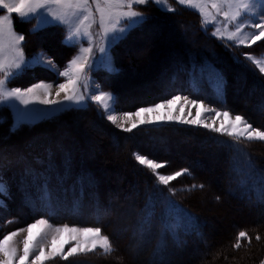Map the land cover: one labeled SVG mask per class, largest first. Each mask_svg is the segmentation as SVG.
<instances>
[{
    "label": "trees",
    "instance_id": "trees-1",
    "mask_svg": "<svg viewBox=\"0 0 264 264\" xmlns=\"http://www.w3.org/2000/svg\"><path fill=\"white\" fill-rule=\"evenodd\" d=\"M135 7L144 12L148 19L132 29L125 40L118 42L111 49L119 71L109 73L100 69L97 73L101 85L113 92L118 110L127 106L151 104L176 94H185L194 99L205 100L218 108L237 112L249 123L264 131V76L250 61L247 62L242 57L243 51L208 34L201 26V19L195 11L176 7V11L167 12L152 3ZM157 19L164 20L168 25L174 23L178 26L176 30L179 31V37L174 43L171 56L174 58L178 55V58L167 65L166 54L168 55L170 49L165 45L166 54L158 56L156 47L154 52L157 59H154V62L163 65L161 76L163 75L164 81L168 76L166 82L158 81L160 76L156 84L140 87L138 83L123 94L117 86L109 84L128 69L127 65L121 62L124 57L121 58L120 49L124 44L132 43L131 36L134 33L144 31L151 21ZM13 23L14 29L25 35L26 55L43 51L58 66L63 67L76 51L77 46L64 43V30L58 25H47L35 32L29 31L27 27L31 28L32 23L21 22L16 14L13 15ZM261 46L264 49V43ZM163 49L161 45L160 50ZM117 57L120 58V63ZM211 64L221 75V93L208 80L207 73ZM150 66L152 65H149V68ZM233 67L237 71L238 81L232 73ZM53 78V71L36 65L22 71L9 86L22 87V83ZM249 82L254 85L248 97L249 104L238 108L237 102L233 100V86L237 84L239 93L245 92L247 87L249 88ZM123 99L129 103L123 102ZM65 111L49 122H41L43 125L47 124V128L39 129V123L30 130L32 134L41 131L43 135L30 137L28 154L24 148L17 150L16 143H4V138L7 140L9 134L15 133V129L10 126L11 119L8 117L0 125V173L7 181L8 189L7 195L0 194V197L5 198L4 203L0 204V235L8 229L23 227L38 218H46L54 224L100 227L117 248V251L109 256L102 253H86L70 257L67 261L60 257L46 260L43 264H264V202L259 198V192L264 187V141L240 139L239 144L233 147L224 142L234 141L235 137L221 135L201 126L175 122L144 124L132 132L117 131L116 128H110L112 125L104 119L103 113L96 105ZM70 112H77L71 116L80 112L102 122L101 128L110 137L108 143L114 146V159L108 157L107 160L124 164V178L129 177L126 186L132 184L130 192L122 189L121 197L117 195L114 200L105 195L104 183L98 180L95 169L89 167L80 158V154L73 152L75 150L74 147L72 149L70 141L73 138L77 141L76 134L68 133L70 129L65 125L59 126V121H69L70 116L67 114ZM196 131L199 132V145H187L189 141L185 145L179 142L182 134L191 135L189 140L194 141ZM193 149L196 153L213 156L210 163L212 169L217 170L221 176L222 180L216 181L221 183L220 189L224 193L225 201H229L234 207H240L242 218L241 222H235L234 231L227 228L225 234L216 235L211 228V224L216 223L213 216L205 213L202 205H196L194 195L212 197L218 186L215 182L212 188L211 184L197 177V163L201 162V159L198 155H187L193 153L189 152ZM134 153L160 162L167 161L169 166L158 170L162 173L190 168L194 179L184 176L172 181L167 187L160 185V190H157L151 170L139 165ZM250 163L252 167L249 166ZM132 168L135 172L131 178L127 170ZM122 172L120 171L121 176ZM193 183L204 184L205 187L192 192L182 190L184 186ZM171 187L176 188L174 195L168 192ZM45 191L50 193V200L42 198ZM127 194L130 195L129 198ZM108 195L110 196L109 193ZM150 197L155 208L151 223L145 224V218L150 211L147 207ZM222 200L219 194L215 196L214 202L222 203ZM112 204L127 210L124 216H120H123L121 221L124 228L130 231L123 232L122 239L117 235L118 229L115 227L119 214L117 215ZM18 205L23 207L22 211L16 209ZM227 206L226 203L225 208H228ZM132 228L136 236L139 231L146 230L147 244L143 245L142 250L136 246L138 240L135 235L132 236ZM242 230L247 231L253 239L251 244H248L246 239L242 238L241 247L236 249L233 245ZM257 234L261 237L259 241L255 239ZM174 236L179 238V244L174 240ZM164 241L166 243L162 244ZM195 249L199 254L190 258ZM156 250L159 252L157 255ZM158 255L160 257L155 258ZM179 258H184L183 263L179 262Z\"/></svg>",
    "mask_w": 264,
    "mask_h": 264
},
{
    "label": "snow or ice",
    "instance_id": "snow-or-ice-1",
    "mask_svg": "<svg viewBox=\"0 0 264 264\" xmlns=\"http://www.w3.org/2000/svg\"><path fill=\"white\" fill-rule=\"evenodd\" d=\"M180 5L190 6L200 12L201 26L205 27L208 24L213 26V35L219 39H227L234 41L238 45H247L246 42L250 39L251 44H255L264 38V0H175ZM149 3L155 4L163 11L174 12L176 9L171 6L169 0H0V11H7L6 15H0V103H6L7 106L16 108L19 117L15 127L23 124H30L33 119L38 118V109H19L18 106L12 101L19 100L20 103L27 106L32 103L30 94L34 93L36 89L43 88L45 96L50 95V89L53 87L51 83H39L32 87L21 89L18 87H9L12 80L19 76L22 71L32 68L35 65H41L49 69H54V64L50 58L46 57L44 53H38L32 58H26L24 54L25 35L17 33L14 29L12 13H16L17 18L21 22L31 23L33 19L39 21L32 29L33 32L37 31L40 27L48 24H56L64 26L67 31L66 43L70 46L80 47L79 55L75 56L68 65L65 66L63 71L57 70V76L69 77L70 72L81 73L85 70L87 58L82 54L92 53V32L90 31L92 24L95 23L94 12L92 5H95V12L99 13V26L103 30V39L106 41V46L100 47L98 51L103 53L101 57L110 72H118L119 69L113 65L109 49L112 45L125 40L130 34L131 30L137 25H140L148 19L144 12L138 11L134 6L148 5ZM103 4V6H102ZM215 9L216 15L213 16L207 11L208 6ZM55 6V8L53 7ZM235 6V7H233ZM217 16H222V20H217ZM51 17V18H49ZM210 17V18H209ZM88 22V23H86ZM223 25V29L221 28ZM233 27L232 31H228V27ZM256 29L258 32H248L243 36L239 34L243 29ZM81 42L88 43V47H83ZM245 59L254 64L260 73L264 74V57L257 58L251 53L243 54ZM99 63V61H94ZM79 77L75 79L69 77L66 83H59L56 85L59 91L56 93L59 96L61 91H66L65 99L70 104L62 105L55 109L56 112L63 111L68 107L86 108L88 102H95L103 111L104 117L113 125L126 132H132L133 129L138 128L144 124H162L165 122L177 121L190 125H202L204 128L235 137L236 139L230 143L231 146L236 147L240 139L248 141L258 140L264 141V131L259 128H253L252 123H249L243 115H235L231 119V113L227 110L220 112L216 109L205 108L203 102L200 100H188L194 106L202 109L203 112H213L214 118L212 123H206L200 119H181L180 117L160 116L156 115L154 119H141L139 124L133 119L134 117H141L142 114L159 113L160 109L167 108L173 105L176 101L181 100L179 95L165 99L152 106L142 107L135 112H124L119 115L123 117V123H118V114L116 112L115 97L111 92L103 91L99 85L93 84L91 91L87 96L83 94H75L71 90V86L77 83ZM222 83V78H220ZM39 103L51 105L54 102L49 99H40ZM60 104L59 101L56 102ZM53 113H45V115H52ZM200 112L197 113V116ZM223 116V120L219 127H215V118ZM129 121H132L131 127H125ZM224 121H227V126ZM251 130V131H250ZM134 158L139 165H142L151 170L152 175L155 177L157 190H160V185L167 187L172 181L181 177L187 176L193 178L190 168H182L173 173H162L158 171L161 168H167L168 162H158L155 159L149 158L146 155L134 153ZM252 167L251 163L249 165ZM243 183V182H242ZM204 184H191L186 185L182 190L192 192L194 190H202ZM7 185L0 179V194L7 195ZM168 192L175 194L176 188H168ZM43 199L50 200V193L45 191ZM259 198L264 202V187L259 192ZM219 200V197L216 198ZM2 204V202H0ZM147 207L150 209L148 216L145 218L144 223H151L152 213L154 212L155 204L150 197ZM48 224V220L41 218L27 226V237L23 241V255L19 257L18 264H26L30 255V245L34 241V230L41 228ZM19 229L11 232L2 239H0V253L3 254L5 259L0 260V264H14L16 260V249L9 247V241L17 235ZM56 235L51 240V251L46 253L43 247L39 248L38 255L35 256L33 264L40 262L43 264L45 260H54L60 257L62 260L67 261L69 257L78 256L86 253H94L97 249L104 256H109L117 251L113 241L108 235L102 234L100 227H69L63 225L55 227ZM39 233H37L38 235ZM64 234H68V240L63 243L59 241ZM176 243H180L179 238L173 237ZM246 239L248 244H251L253 237L249 236L247 231H239L236 238L234 248L241 247L240 240ZM255 239L259 241L260 235L257 234ZM73 241L75 243H73ZM166 243V241L162 242ZM66 244H72V247L65 252Z\"/></svg>",
    "mask_w": 264,
    "mask_h": 264
},
{
    "label": "rangeland",
    "instance_id": "rangeland-1",
    "mask_svg": "<svg viewBox=\"0 0 264 264\" xmlns=\"http://www.w3.org/2000/svg\"><path fill=\"white\" fill-rule=\"evenodd\" d=\"M169 3L174 8L181 7L183 10L186 9V10L195 11L201 19L200 12L197 11L196 9H194L190 6L180 5V4L176 3L175 0H169ZM102 6H103V4H102ZM53 7L55 8V6H53ZM233 7H235V6H233ZM92 8H93V12H94V18L96 21L95 23L92 24V27L90 29V31L92 32V53L91 54H88V53L82 54L84 57L87 58L86 67H85V70L83 72L78 73V74L76 72H70L69 73V77H71V78L75 79L77 76L79 77V79L77 80V83L75 85L71 86V90L77 95L83 94V95L87 96L89 94V92L91 91L93 84H95V85H99L101 90L108 91V92H111L113 94L112 91L106 89L105 87H103L101 85V83L99 82L98 77H97V73L100 69H104L105 71H108V68L106 67L105 63L103 61H101V57L104 56V54L100 53L98 51V49L100 47L106 46V41L103 39V30L99 26V19H100L99 13L95 12V5H92ZM134 8L136 9L135 6H134ZM158 8H160V7H158ZM136 10H138V9H136ZM207 11L209 13H211V15H213V16L216 15L215 9H212L210 5L208 6ZM6 14H7L6 10L0 11V15H6ZM14 14H16V13L11 14L12 18H13ZM49 18H51V17H49ZM222 19H223L222 16H217V20H222ZM31 23H32L31 28L27 27L29 29V31H32L33 27L35 25H37L39 23V21L36 19H33ZM86 23H88V22H86ZM169 24L170 25H168L162 19L153 20L150 22V25H148L145 28L144 31H141L139 33H134L131 36V38H132L131 42L132 43L128 44V45L124 44L120 49L121 58L124 57V58H122L121 62L124 65H127L128 69H126V71L124 72V74L122 76H120L119 78H117L115 80H112V83H109L110 85L112 84L113 86H117L118 90L121 92H124L123 94H125L126 93L125 91L129 92L131 90L130 87L132 85H136L138 83L141 85L140 87H142V86L148 87L151 85V83L156 84L158 78L161 76L162 67H163V65L161 63L154 62V59H157L155 57V52H154L156 47L158 49V56L166 54L165 53L166 52L165 51L166 46L170 49V50H168V55L166 54V64L167 65L171 64L170 62H172L178 58L177 53L176 54L174 53V55H177V56H175L174 58H171V56L173 54V48L175 47L174 43L178 40V37H179V31L176 30V28H178V26H176L174 23L173 24L169 23ZM48 25H53V24H48ZM54 25H56V24H54ZM45 26H47V25H44L43 27H45ZM58 26H60V25H58ZM60 27H62L64 30L63 40H64V43L66 44V36L68 33H67L66 28L64 26H60ZM40 28H42V27H40ZM221 28L223 29V25H221ZM203 29H205L208 32V34H210L212 37L216 38L219 41L224 42L226 45L236 46L235 48L243 51V53H251L253 56H255L257 58L264 57V51H262L264 49L261 46V44L264 43L263 42L264 38H262L260 41H257L255 44H251V41L249 39L246 42V44L250 45V46H246V45H238L237 46L234 41H229L227 39H219V38H217V36H214L212 34L213 30H214L212 24L206 25L205 27H203ZM232 30H233V27L231 25H229L228 31H232ZM258 31L259 30H256V29L245 28L242 30V32L239 35L243 36L245 33L258 32ZM16 32L20 33L18 31H16ZM55 43H58V42H55ZM81 43H82L83 47L89 46L88 43H86V42H81ZM161 45H163V47H164L163 50H160ZM114 46L115 45H112V47L109 49V55L111 56V60H112L113 65L116 66V60L113 57V54L111 51V49ZM38 53H44V52L38 51V52H35L31 55H26L24 52L26 58H32ZM44 54L46 57L50 58L54 64V69H50L51 71H53V76H54L53 79H41V80L35 81L33 83H22L21 84L22 87H20V86H9V87H18L21 89H25V88L32 87L33 85L39 84V83H51L53 85V87L49 90L51 94L47 95V96H45V92H44L43 88L36 89L34 93L30 94V97L32 98L33 102L28 104L27 106L20 103L19 100L12 101V103L16 104L19 109H26V107H27V109H38V110H40L38 113V118L33 119V122L30 124L26 123V124H23L17 128V127H15L17 120H18V117H19V113L17 112V109L7 106L6 103H0V125L3 124L4 121L9 117L11 119L10 120L11 121L10 126L13 129H15V133H13L11 135L9 134L7 136L8 137L7 140L4 138V143H7V144L16 143L17 144L15 146V147H17L16 149L22 150V148H24V151L27 154L29 153L28 151H29L30 146H28V143L30 142L29 141L31 139L30 137L34 136L36 134H42L43 135V133L41 131H35L33 134L30 131L31 129H34V126L36 124H39V123L43 122L44 120L49 122L50 120H53L55 117H57L58 115L63 113V111H65V110L68 111L70 109H77L76 107H68V108H65L63 111H60V112L55 111L56 108L61 107L62 105H67V104L71 103L65 99L66 94H68L66 91H61L59 96L56 95V93L59 91V89H58V87H56V85L59 83H66L69 79V77L57 76V70L63 71L65 69V66L68 65V63L75 56L81 54L79 45L77 46L75 53L70 57L69 61L67 63H65V65L63 67L58 66L57 63L48 54H46V53H44ZM242 57H244V55H242ZM117 59L119 60V63H120V58L117 57ZM94 61H99V63H94ZM162 61H164V59H162ZM247 62H248V60H247ZM150 63H152V64H150ZM149 65H152V66H150V68H149ZM252 65L255 66L254 64H252ZM255 68L259 72V70L256 66H255ZM232 69H233L232 73L235 75V80L238 81V77H236L237 71L234 70V67ZM108 72L113 73L110 71H108ZM260 74L262 76H264V74H262V73H260ZM207 76H208V80L221 93V91H222V83L220 82L221 75L214 68V66L212 64L209 67V71L207 73ZM167 79H168V76H167ZM166 80L164 81V78L162 75L158 81H160V82L163 81V83H164V82H166ZM249 83H250L249 88L247 87V90L245 92L240 91V93H239V89L236 88V86H238V85L234 84V86H233V91H235V94L233 95V100L235 102H237V104L239 106L238 108H244L243 106H246L249 104L248 97L250 96V94L252 93V90L254 89V85L251 82H249ZM117 84L120 86H118ZM154 84H152V85H154ZM176 95H179L181 97V100L176 101L170 107L160 109L159 113L142 114L141 117H134L133 119L137 122V124H139V121L141 119L151 120V119H154L156 115H160V116L171 115L173 117H180L182 120L183 119H187V120L200 119L206 123H212L213 122V118H214L213 112H203L202 109L198 108L197 106L192 105L188 101H185L183 98L188 97L185 94H176ZM176 95H174V96H176ZM171 97H173V96H171ZM40 99H49V100L53 101L54 103L51 105L41 104V103H39ZM167 99H169V98H167ZM163 100H165V99L162 98L158 102H153L151 104L147 103L146 105H139V106L137 105L136 107H135V105L133 107L127 106V107L123 108L122 110H118L116 107L117 105L115 104L116 112L118 114V123H123V117H122V115H119V114L124 113V112H135L139 108L152 106V105L159 103ZM188 100L189 101L194 100V98L188 97ZM195 100H199V99L197 98ZM57 101H59L60 104H57L56 103ZM200 101L203 102V105L205 108L216 109L220 112L227 110V109L218 108V107L212 105L211 103H209L205 100H200ZM123 102L129 103V101H125L124 99H123ZM89 105H96L97 107H99L95 102H88V106ZM99 109H100V107H99ZM227 111H229L232 114L231 119H234L235 115L238 114L237 112H233L230 110H227ZM101 112L103 113L102 110H101ZM198 112H200L199 116H197ZM45 113H53V114L52 115H45ZM73 113L76 114L77 112H70L67 114V116L68 115L70 116L68 118L69 121H64V120L59 121L60 127L65 125V127L67 129H70L68 131V133L76 134V137L78 140L76 141V139L73 138L75 136H73L72 137L73 139H71V141H70L72 143V144H70L72 146V149L76 144H78V141H79V144L82 142V144H80L81 146L76 145L74 147L75 151H73V152H77L78 154H80L79 155L80 158L82 160H84V162H86L89 167L95 169V173H97L99 176L98 180H100V182L102 184L104 183V189H105L104 192L106 193L105 195L107 197H110V200L116 199L117 198L116 195L117 194L120 195L122 193V191H121L122 189L129 190L128 192H130V188H131L132 184L128 187L126 186L127 181H129V177L124 178V172H122L124 169V164H116L113 162V160H112V162L107 160L108 157H111L112 159H114V150L112 149V148H114V146L112 145L113 146L112 147L111 144L108 143V141L110 140V137L105 133V130L103 128H101L102 122L100 123V120L90 118L85 113H80V112L78 113V115L71 116V115H73ZM87 114H88V112H87ZM103 117H104V114H103ZM104 119H105V117H104ZM222 120H223V116H221L219 118H215V127H219ZM171 122L180 123L177 121H171ZM108 123L112 125V126H110V128L111 127L116 128L117 131L121 130L120 128L113 125L110 121H108ZM131 123H132V121H129L124 126L125 127H131ZM224 123L227 126L228 122L224 121ZM43 124L44 123H41L39 125V129H44L45 127L47 128V124H45V125H43ZM184 124H186V123H184ZM186 125H190V124H186ZM190 126H201V127H203L202 125H190ZM253 128H258V127L253 125ZM261 131H263V130H261ZM195 134H196V138L194 141L189 140L192 137L191 135H189V134L183 135L182 134V136L180 137L181 140H179V142H183L184 145L188 141L189 142L187 143V145H189L190 143H191V145L192 144L193 145L198 144L200 141V138L198 136L199 132H195ZM73 141H75L76 143ZM74 143H75V145H74ZM82 147L84 149H82ZM35 148H37V147H35ZM30 149H33V148H30ZM95 152H98V153H95ZM189 152H193V153H189L187 155L192 156V157H197V155H198L199 159H201V162L197 163V165H198L197 166L198 167L197 177L200 180H202L203 182H205L209 185L211 184L210 186L212 188L214 187L215 182H217L218 180H222L221 176L218 174L217 170L212 169L210 162L213 160V158H211L213 156L210 157L208 155H202V154H200V152L196 153L195 149L190 150ZM96 156H98V157H96ZM125 156H126V153H125ZM0 158H1V156H0ZM158 162H160V161H158ZM120 171L122 172L123 177L121 176ZM165 173H170V172H165ZM171 173H172V171H171ZM107 174L109 176H107ZM127 174L130 175V177L132 178L133 174H134L133 168L127 170ZM0 179H2L3 182L7 185V181L5 179H3L1 173H0ZM215 184L218 187L217 188L215 187L216 191H214V195L212 197H203L202 195L197 194V195H194L193 198H195V200H197L196 201L197 206L202 205L201 207L203 208V211L205 213H209V215L213 216V219H214V221H216V223L213 222L211 224V228H212V230H214L216 235L220 236L222 234H225V231H227L226 230L227 228L234 231L235 224H236L235 222H241V218H242L241 212L242 211L240 210V207H236V206L234 207L232 204L228 203L229 201H225V197L223 195L224 193L220 189L221 183L217 182ZM108 193L110 194V196L108 195ZM219 194L221 195V199H223L222 203L220 202L221 204L219 202L218 203L214 202L215 196H217ZM127 197L129 198L130 195L127 194ZM4 199L5 198L0 197V202H2V204L4 203ZM226 203L228 205L227 206L228 208H225ZM112 205H113V208H116L117 215L119 214L118 218L116 219V223H115L116 226L115 227H116V230L118 229V231H116L117 235L120 236V238L122 239L123 232H125V231L129 232L130 231V230H127V228H124V225L121 221V219L125 215L124 213L127 210L123 207L120 208V206L115 207L114 204H112ZM16 209L18 211L19 210L22 211L23 207L18 205ZM120 215H123V216H120ZM211 216H209V217H211ZM40 219L41 218H38V219L34 220L33 222L40 220ZM44 219H46V218H44ZM33 222H31L29 224H32ZM29 224H27L23 227H19V228H11V230L8 229V231H6L4 234L0 235V239H2L3 236H5L11 232L17 231L19 229H25L24 231H18L17 235L14 236L11 241H9V247L16 249V260L14 261V264H18L19 257L23 255V248H24L23 241L28 235L26 229H27V226ZM63 225H68L69 227L76 226V227H80V228L95 227V226L72 225V224H66V223L54 224L48 220L47 225H44L41 228H38L37 230H34V241L30 245V255H29L28 261H26V264H28V263L33 264L34 258L36 255H38L40 247H43L46 253L51 251V240H52V237L54 235H56L55 227H60ZM1 231H2V229H0V233H1ZM132 231H133V233H132ZM37 233H39V234L37 235ZM131 233H132V236H134L136 234V232L133 230V228L131 229ZM145 233H146V230H144L143 232L139 231L137 236L135 235L137 240H138L136 246L139 247L140 250H142L143 245L147 241V236H146L147 234H145ZM102 234H104V233L102 232ZM224 237H225V235H224ZM68 238H69L68 234H64V236L62 237V239L59 242L63 243L65 240H68ZM73 243H75V242L73 241ZM70 247H72V244H66L65 252H67ZM94 253H101V252L99 249H97L96 252H94ZM158 253H159L158 250H156L155 254L157 255ZM87 254H93V253H87ZM195 254H199V251L197 249H195L193 254H191L192 256H190V258L193 257V255H195ZM81 255H83V254H81ZM78 256H80V255H78ZM159 257H160V255H158L155 258H159ZM132 258H135V257L132 256ZM3 259H5V257L3 256L2 253H0V260H3ZM183 259L184 258H182V259L180 258L179 262L183 263V261H184ZM35 264H40V262H35Z\"/></svg>",
    "mask_w": 264,
    "mask_h": 264
},
{
    "label": "bare ground",
    "instance_id": "bare-ground-1",
    "mask_svg": "<svg viewBox=\"0 0 264 264\" xmlns=\"http://www.w3.org/2000/svg\"><path fill=\"white\" fill-rule=\"evenodd\" d=\"M88 128V127H87ZM197 132V131H196ZM196 135V134H195ZM78 140V139H77ZM73 142H75V141H73ZM76 143V142H75ZM75 143H74V145H75ZM80 144H82V142L80 143ZM79 144V141H78V144H76V145H80ZM81 146V145H80ZM79 146V147H80ZM75 147V146H74ZM82 149H84L83 147H82ZM86 149V148H85ZM95 153H98V152H95ZM102 154V153H101ZM97 155V154H96ZM116 156V155H115ZM96 157H98V156H96ZM117 157V156H116ZM98 162V161H97ZM135 170H137V169H135ZM135 172V171H134ZM137 172H138V170H137ZM139 173V172H138ZM111 175V174H110ZM107 176H109L108 174H107ZM121 182V181H120ZM119 183V182H118ZM120 187V186H119ZM118 195V194H117ZM117 195H116V197H117ZM122 195V194H121ZM120 196V195H119ZM121 197V196H120ZM119 199H121V198H119ZM121 201V200H120ZM117 203H119V202H117ZM120 204V203H119ZM214 231V230H213ZM212 232V231H211ZM180 257V256H179ZM171 258H172V256H171ZM178 258V257H177ZM175 259V258H174ZM180 259V258H179Z\"/></svg>",
    "mask_w": 264,
    "mask_h": 264
}]
</instances>
